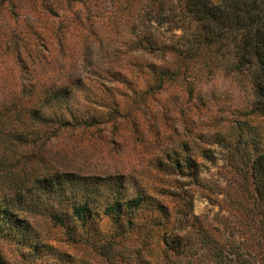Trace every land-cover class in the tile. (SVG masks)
Returning <instances> with one entry per match:
<instances>
[{
	"label": "trees",
	"instance_id": "16d2710c",
	"mask_svg": "<svg viewBox=\"0 0 264 264\" xmlns=\"http://www.w3.org/2000/svg\"><path fill=\"white\" fill-rule=\"evenodd\" d=\"M26 1L30 10L39 3L57 19L42 21L38 30L31 14L24 25L0 31V53L9 50L30 75L28 86L0 103V176L14 178L10 189L0 190V241L28 262L42 264L31 256L37 252L53 254L51 264H69L66 252L44 237V218L67 244L103 249L107 264H196L202 257L203 264H264V255L253 252L264 248V135L249 117L166 145L153 164L168 186H155L156 193L123 173L34 171L22 159H6L14 144L114 124L123 115L116 93L143 101L176 83L191 92L195 82L220 72L250 82L249 110L264 122V0ZM2 4L10 14L23 7L20 0ZM42 64L47 71L40 76ZM212 145L248 167L231 200L244 208L241 223L249 233L243 239L209 227L192 212L187 191L176 207L164 200L178 188L172 179L200 184L203 163L215 160ZM0 264L12 263L0 253Z\"/></svg>",
	"mask_w": 264,
	"mask_h": 264
},
{
	"label": "rangeland",
	"instance_id": "374dc122",
	"mask_svg": "<svg viewBox=\"0 0 264 264\" xmlns=\"http://www.w3.org/2000/svg\"><path fill=\"white\" fill-rule=\"evenodd\" d=\"M20 4H23V7H16L15 13L11 14L4 7L5 4H2L0 31H8L17 24L24 25L25 17L31 14H34L31 18L38 30L42 29V21L47 20L51 23L57 19L54 15L44 14V11L39 9V3L36 11L28 8L31 1L29 4L25 0H20ZM34 41L36 40L32 41L33 45ZM67 57L70 59V56ZM25 66V63L14 60L9 50L0 53V103L7 100L12 93L21 90L22 84L28 86L30 75L26 72ZM42 66V69L38 66L40 76L47 71L45 65ZM70 68L71 66L68 69ZM104 81L106 87L117 84L120 92L126 89L124 84ZM145 83L144 80L141 86H145ZM194 85L189 92L177 83L170 84L154 96L146 95L143 101L138 100L139 94L130 92L127 100L116 93L115 97L121 101L120 114L123 115L118 117L114 124L112 122L98 124L90 127L84 134L79 130L63 131L44 140L30 139L21 145L14 144L11 149L6 150V159L13 162L22 159L24 166L34 171L43 168H63L83 173H123L140 178L151 193H156L155 186H168L166 179L162 178V174L153 164L154 159L161 156L166 145L194 137L198 130L214 131L223 128V125L229 122L242 124L245 116L249 117V124L258 135H264L262 117L252 114L249 110L252 91L247 79L227 76L220 72L195 82ZM129 103L133 105L127 111ZM211 148L214 149L215 160L203 163L200 184H195L186 177L172 179L170 182H175L178 188H172L169 191L171 195L164 197V200L170 206L176 207L179 195L187 191V194L192 195V212L209 227L221 230L227 236L243 239L249 233L247 226L241 223L245 217L241 214L244 208H240L239 205L237 207L231 200L238 185L243 184L239 174L248 167L246 164L234 163L225 149H220L216 145H212ZM13 184V176L7 174L0 176V190H8ZM223 192L228 195L225 196ZM251 204L250 201L244 206L250 208ZM40 223L43 226L44 237L59 250L66 252L64 259L69 264H107L104 255L101 254L104 253L103 249L94 250L90 245L80 243L67 244L61 229L51 227L44 218ZM253 252L260 257L264 255V248L256 246ZM0 253L12 264H39L28 262L14 245L5 240L0 241ZM51 255L53 256L37 252L31 254L42 261V264L56 263L57 260L51 258ZM201 260L203 261L196 264H203V257Z\"/></svg>",
	"mask_w": 264,
	"mask_h": 264
}]
</instances>
